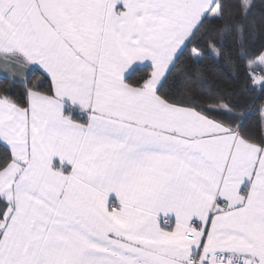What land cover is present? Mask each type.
Instances as JSON below:
<instances>
[{
  "label": "snow or ice",
  "instance_id": "1",
  "mask_svg": "<svg viewBox=\"0 0 264 264\" xmlns=\"http://www.w3.org/2000/svg\"><path fill=\"white\" fill-rule=\"evenodd\" d=\"M0 264H264V0H0Z\"/></svg>",
  "mask_w": 264,
  "mask_h": 264
},
{
  "label": "trees",
  "instance_id": "2",
  "mask_svg": "<svg viewBox=\"0 0 264 264\" xmlns=\"http://www.w3.org/2000/svg\"><path fill=\"white\" fill-rule=\"evenodd\" d=\"M214 70H215V71H218V72H223V68L220 67V66H215ZM225 79H226V80H230L231 78L228 77V76L225 74ZM251 122L254 123V120L251 121Z\"/></svg>",
  "mask_w": 264,
  "mask_h": 264
}]
</instances>
